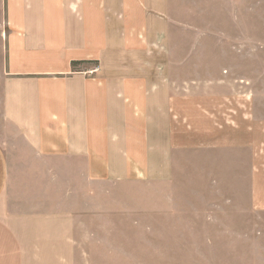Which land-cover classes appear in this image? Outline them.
Here are the masks:
<instances>
[{
    "label": "crops",
    "instance_id": "crops-1",
    "mask_svg": "<svg viewBox=\"0 0 264 264\" xmlns=\"http://www.w3.org/2000/svg\"><path fill=\"white\" fill-rule=\"evenodd\" d=\"M198 13L0 0V264H172L193 215L236 220L232 264H264L260 56Z\"/></svg>",
    "mask_w": 264,
    "mask_h": 264
},
{
    "label": "rangeland",
    "instance_id": "rangeland-1",
    "mask_svg": "<svg viewBox=\"0 0 264 264\" xmlns=\"http://www.w3.org/2000/svg\"><path fill=\"white\" fill-rule=\"evenodd\" d=\"M193 3L199 6V13L194 20L198 22V25L208 24L204 27L205 29H201L202 32L206 31L207 35H213L218 42L225 39L218 49L235 53L239 51L238 53L247 54V57L253 53L257 57L260 56V61L257 60L256 65L257 69L259 66V74L261 72L260 82L257 80L259 82L257 84L262 87L264 102V0H193ZM218 209L221 211V208ZM195 218L193 215L192 227L195 234L189 238L184 236L188 232L186 224L177 222V227L181 230V251L174 254L175 263L172 262V264H223V261L232 264V255L222 244L233 245L232 240L236 237L229 239L223 237L220 229L225 226L236 229L237 221L226 219L223 222L213 220L205 223L204 220ZM180 238H176V241ZM208 240H214L217 248L214 253L213 248L206 250ZM174 249L172 248L167 254L172 257L171 259H174L172 254ZM151 261L152 264L162 263L153 256Z\"/></svg>",
    "mask_w": 264,
    "mask_h": 264
}]
</instances>
